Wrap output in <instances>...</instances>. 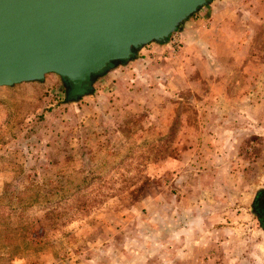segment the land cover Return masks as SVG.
<instances>
[{"label":"rangeland","instance_id":"1","mask_svg":"<svg viewBox=\"0 0 264 264\" xmlns=\"http://www.w3.org/2000/svg\"><path fill=\"white\" fill-rule=\"evenodd\" d=\"M228 1L75 101L0 86V264H264V0Z\"/></svg>","mask_w":264,"mask_h":264},{"label":"water","instance_id":"2","mask_svg":"<svg viewBox=\"0 0 264 264\" xmlns=\"http://www.w3.org/2000/svg\"><path fill=\"white\" fill-rule=\"evenodd\" d=\"M212 0H0V86L54 73L75 101ZM264 206V201H263Z\"/></svg>","mask_w":264,"mask_h":264},{"label":"flooded vegetation","instance_id":"3","mask_svg":"<svg viewBox=\"0 0 264 264\" xmlns=\"http://www.w3.org/2000/svg\"><path fill=\"white\" fill-rule=\"evenodd\" d=\"M263 201H264V185L261 189L258 190L252 202V207L256 211L257 217L259 218L260 223L264 227Z\"/></svg>","mask_w":264,"mask_h":264},{"label":"crops","instance_id":"4","mask_svg":"<svg viewBox=\"0 0 264 264\" xmlns=\"http://www.w3.org/2000/svg\"><path fill=\"white\" fill-rule=\"evenodd\" d=\"M228 3H229L228 0H212L209 4H207L208 9L212 11V13L210 12V15L213 16V13H216L218 8H220V5L225 6ZM211 27H214V26L212 25Z\"/></svg>","mask_w":264,"mask_h":264},{"label":"trees","instance_id":"5","mask_svg":"<svg viewBox=\"0 0 264 264\" xmlns=\"http://www.w3.org/2000/svg\"><path fill=\"white\" fill-rule=\"evenodd\" d=\"M33 195H34V196H37V197H38V196H39V197H40V196H42V197H45V196H46L45 193H33Z\"/></svg>","mask_w":264,"mask_h":264}]
</instances>
